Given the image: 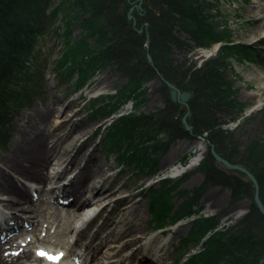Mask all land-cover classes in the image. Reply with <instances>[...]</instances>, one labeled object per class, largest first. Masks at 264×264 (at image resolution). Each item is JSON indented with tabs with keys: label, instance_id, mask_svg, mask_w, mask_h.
<instances>
[{
	"label": "rangeland",
	"instance_id": "374dc122",
	"mask_svg": "<svg viewBox=\"0 0 264 264\" xmlns=\"http://www.w3.org/2000/svg\"><path fill=\"white\" fill-rule=\"evenodd\" d=\"M66 1L68 3V7H65L66 14L61 12L56 19L51 20V18H48L46 20L48 27L40 35L39 42L33 49L29 62L25 64L24 69L19 73L15 85L11 86L13 96L3 111L5 119V121H1L3 126L0 123L2 127L0 128V134L3 133L0 140V156L7 153L14 137L17 136V130L23 128V126L18 125L19 122L26 119L27 122H31L39 110L46 109L52 104L54 106L64 105L66 99H74L76 101L74 107L78 108L79 111L73 120H80L84 124L80 128L69 132L73 125L71 121L69 124L56 127L54 131H51L50 137L52 140L51 145L59 137H61L62 145L65 143L69 145L67 154H65L66 159H69L74 154L77 146L82 144L80 151L83 150V152L77 159L72 161L66 173L71 170L74 174V170H78L76 175L79 177L78 180L81 181L89 169L92 168V165L101 163L105 168L106 176H108L105 184L112 181V186H116L115 190L108 193L107 197L110 196L115 199L130 195L128 200L140 204L143 209V216L140 217L129 216V214L123 215L124 213L121 210H118L119 212L114 216L115 222L123 219L124 226L131 229L132 232L128 231L126 234L119 236V229L112 231L110 237L115 239L112 247L116 246L119 249L124 242L133 236L137 234L142 236L139 241L128 243L120 251L112 253L114 258L121 255H130L133 249L140 246L142 242L148 241L146 247L141 246L139 252H136L133 258H129L127 263L144 264L140 259L142 255H146L147 259L156 263L159 258V248L156 245L159 241L170 240L167 243L166 259L164 263L158 261V264H190L189 256L191 253L195 254L201 251L202 235H208L206 232L213 228L215 231H212L216 232V235L209 248L212 249V255L219 257L210 256V258L216 259V264H249L250 262L264 264V249L252 253L249 251L250 246L248 247V244H251L249 239H252V236L254 240L258 241V234L241 238L240 236L244 234L242 232L244 228H238L240 231L236 230L238 223L250 212L253 202L255 203L254 196L253 200L243 195L233 199L231 191L226 185L206 183L203 173L198 168L210 151V142L207 139L201 138L206 145L204 148L206 152L202 160L197 165L188 168L187 163L193 156L189 150L193 149L200 137H171L167 133L157 131L133 133V136H129V140H132L134 144H143L141 149L135 148V150H138L136 155L142 161L145 160L147 164L153 165L152 169H156L154 173L149 172L148 168L141 172L138 164L129 160L130 163L126 161L124 165H120L125 159L127 160L128 153H125L124 156L121 155L125 146H127L126 144L122 145V150H119V152L116 147L114 150H109L107 146L102 147V143L107 139V132L111 127V123L114 121L112 118L115 116V114H102V112L108 109L109 104L118 103L117 95L119 91L126 90L124 94L127 92L136 96L134 102L126 103L125 101L121 105L128 107V110L131 111L129 115H148L165 106L160 92L163 80L161 77H153L136 89L128 85L127 79L121 75L112 62L101 60L99 57L102 54L103 45L99 41L100 38L98 37L100 36L97 35L95 28L88 25L86 10L79 7L82 6V0ZM198 1L203 16L201 26L205 30V35H199L198 32V37H203L200 41L206 42L207 45H198L189 33L177 30V36L183 43L181 45L173 44L174 61L182 66L199 68L205 62L213 60V66L221 68L219 71L220 85H215V87H212V91L208 92L213 93L212 95L216 98L213 101L218 103L211 111L231 131L226 140L222 142V149L229 150V152H225L227 155L229 154L238 159L244 157L247 161L249 154L251 155L247 148L256 147L259 152H257L254 162V170L256 175L258 174L261 178V188L264 191V127L260 126L264 122V95L256 97V94H254L256 91L254 77L263 74L264 42L257 43V35L252 38H245L252 27V17L246 13L251 0ZM59 2L61 3L62 0H53L50 8L55 7ZM134 4L135 2H132L130 7V9L132 8L131 14L136 9ZM250 39L252 40L250 41ZM222 41H231L232 45L219 48V42ZM203 51H206L207 55L203 56ZM72 55H77L84 62L91 61L93 58L101 68L93 75L88 76L86 74V76L80 77V83L78 84L76 76L68 75L67 70H59L65 64L75 71L72 65ZM55 72L57 73L55 74ZM100 79L103 81L102 85L106 86L105 94L99 98L96 97L97 95L87 96V90L99 82ZM179 91L181 93L189 92L188 99L183 101L177 96L175 102L171 101L178 105L182 120L185 118L188 124V119L191 116L189 103L192 94L185 89H179ZM218 92L221 96H217ZM107 94L112 98H107ZM259 99L260 102L249 110ZM54 100H56L55 103ZM91 108H94L93 111H91ZM66 113L69 114L68 109L62 111L60 117L65 116ZM236 115H239V118L235 121L232 120V117ZM84 128H87L85 134L78 135ZM152 137L155 139L154 142L150 139ZM83 140L87 142L84 144ZM116 142L119 141L116 139ZM119 145V143H116V146ZM212 147L215 150L214 145ZM91 149L92 155L88 156ZM61 150L60 147L57 148L56 154ZM56 154L54 159L57 157ZM180 163L186 166L180 176L171 177L167 183L158 181L157 176H170V169ZM52 164L54 163L52 162ZM215 165L227 172H241L243 175L238 176L241 181H251L244 172L231 169L216 159ZM52 166L50 165L48 169ZM92 176V174H88L87 180L89 181ZM254 178L258 185L259 199L263 203L261 194L264 197V192L260 194V183L255 176ZM33 183L36 185L35 182ZM251 183L253 184L252 181ZM253 187L255 192L254 184ZM243 189L244 186L239 191H243ZM156 195L159 197V201L155 204L158 209H162L163 206L170 208L168 214H163L159 218H154L150 211L149 201H153L152 198ZM208 198L216 200L217 204L209 208ZM54 203L52 213L57 209L65 215L66 207L60 206L58 202ZM125 203V199H120L113 207L116 210L119 205ZM241 209L242 212H240ZM110 210L111 206H107L100 213L91 216L77 244L85 243L86 238L90 236L92 230L98 228V225H102V229L106 227H109L107 230L113 229V227L110 228L112 222L101 224ZM188 212V218L172 224L171 221L177 215ZM193 214L196 216H192ZM251 220L254 221L251 230L255 233L259 228L257 226L258 220L255 216L254 218L251 217ZM48 221L47 214H44L40 221L35 219L32 226H37V232L26 231L23 236H19V239L23 237L32 238L33 243L26 245V248L34 250L42 242V239L48 236V246L54 249H62L66 252V255H69V246L76 236V228L67 238L63 239L66 242L65 244H57L61 241L66 219H62L57 229L56 222L58 220L55 216L51 217V224L47 225ZM73 225L78 226L76 220ZM137 226L141 227L139 231H135ZM234 227H236V236L230 234L233 232ZM57 234L59 238H57ZM260 234H264V232L260 231ZM234 238L243 239V242L239 240L242 247L238 246L237 250L234 247L235 244L231 243ZM147 248L149 249L145 253ZM113 249L110 250L113 251ZM90 254L91 252H88V254L85 252L83 256L89 257ZM205 258L206 256L203 255L201 261H198L197 264H206ZM66 262L70 264L73 261L68 256ZM94 262V259H88V264Z\"/></svg>",
	"mask_w": 264,
	"mask_h": 264
},
{
	"label": "trees",
	"instance_id": "16d2710c",
	"mask_svg": "<svg viewBox=\"0 0 264 264\" xmlns=\"http://www.w3.org/2000/svg\"><path fill=\"white\" fill-rule=\"evenodd\" d=\"M53 0H0V123L5 121L3 111L8 102L12 98L11 86L15 85L19 73L24 69L25 63L29 54L33 51L36 44L39 42L40 35L43 34L48 25L46 20L56 19L59 13H65L67 1L57 4L50 8ZM132 2L139 3L140 7L134 9L132 18H128V12ZM82 6L88 15V25L95 28L97 35L100 36V42L103 45L101 60L112 62L121 75L127 79L130 86L139 88L146 80L153 77H161L163 84L160 87V92L164 100L165 106L158 109L155 113L143 116L126 115L118 118L113 122L108 130L107 139L102 143V147L107 146L109 150H114L116 147L118 152L122 150V145L126 144L122 151V156L128 153L127 160L125 159L120 165L127 162H135L142 172L144 169L154 173L156 169H152L153 165L147 164L145 160H141L136 155L141 145L129 140V136L133 133H148L150 131L164 132L171 137H202L207 139L209 145H214L218 155L225 158L230 163H239L244 165L260 183V194L264 191L261 188V178L256 175L254 170L257 152L256 147L247 148L249 154L248 160L242 157L238 159L231 155H227L222 149V142L231 133L228 127L224 126L218 117L214 114L212 108L218 103L213 101L212 87L220 85L219 71L220 67L213 66V60L205 62L199 68L182 66L174 61L172 46L181 45L183 42L177 36V30H183L190 34V37L196 40L198 45H207L206 42L200 41L205 35V30L201 26L202 11L198 0H82ZM66 5V6H65ZM203 21V20H202ZM67 22V21H66ZM141 29V31H138ZM204 30V31H203ZM214 40V39H213ZM219 48L232 45L231 41L219 42ZM147 54H150L151 61H148ZM92 57V56H91ZM72 65L76 68L78 74L69 73L68 75L76 76V82L80 83V77L87 72H95L101 67L96 60L92 58L90 61H81L77 55H72ZM98 59V58H97ZM75 60V61H74ZM100 60V59H98ZM93 62V63H92ZM101 62V61H100ZM70 66L63 65L59 70H68ZM165 81L170 82L181 90L191 92L190 99L191 116L188 119L190 129H186L182 122V116L178 105L171 101L169 95V87ZM126 90L119 91L117 95L118 103L108 105V109L102 114L111 113L119 108L126 100L136 99L135 95L130 93L124 94ZM217 96H221L218 92ZM216 96V97H217ZM107 98H112L108 96ZM94 108H91L93 111ZM238 116V117H237ZM239 115L232 117V120H237ZM3 126V125H2ZM0 128H2L0 126ZM3 133L0 134V140ZM116 139L119 142H116ZM152 142L154 137L150 138ZM147 140V139H146ZM119 143V146H116ZM129 160V161H128ZM129 162V163H130ZM199 170L203 173L204 181L214 185H226L231 191L233 199H237L242 195L253 200L254 187L251 181H241L238 176L243 173L238 171L227 172L216 167L215 158L208 152L207 157L200 163ZM163 183L169 182V179H163ZM244 186L243 191H239ZM264 204V197L261 194ZM150 203V211L154 218H159L163 214H168L170 208L165 206L158 209L155 204L159 201L156 195ZM165 210V212H163ZM188 213L177 215L171 222L174 224L178 219L188 216ZM257 218V228L255 233L251 230L253 222L251 217ZM237 227V228H236ZM234 227L231 235H235L238 228H244L241 238L256 234L258 241L249 239L251 244L250 252L255 253L264 249V215L258 210L255 203L251 205L250 212ZM212 231L213 228H210ZM247 229V230H246ZM254 229V228H253ZM216 232H213L209 237L202 241L201 251L191 254L189 257L191 263L197 264L205 255L206 264H216V259L210 258L212 249L209 248L214 241ZM237 235V234H236ZM235 235V236H236ZM203 236V235H202ZM239 236V235H238ZM202 238V237H201ZM260 239V240H259ZM243 239L231 240L235 244V249L238 246L242 247ZM217 244V243H215ZM218 257V256H215ZM219 258V257H218ZM210 259V260H209ZM249 264H255L250 262Z\"/></svg>",
	"mask_w": 264,
	"mask_h": 264
},
{
	"label": "bare ground",
	"instance_id": "6f19581e",
	"mask_svg": "<svg viewBox=\"0 0 264 264\" xmlns=\"http://www.w3.org/2000/svg\"><path fill=\"white\" fill-rule=\"evenodd\" d=\"M246 13L252 17V27L245 38H252L257 35L256 42H264V0H251ZM251 40L252 39H250V41ZM253 43H255V41H253ZM31 53L25 64L29 62ZM202 55H207L206 51H203ZM74 70L75 71L71 69L70 72L67 70V74H78L77 70ZM99 70L95 72L97 73ZM57 72H55V74ZM86 74L90 76L93 75L94 72H87ZM86 74L81 77L86 76ZM254 78L256 84V91L254 94H256V97H260L264 95V67L263 74L256 75ZM102 83L103 81L100 79L99 82L87 90L86 95H97L96 97L99 98L101 95L105 94L104 90L106 86L102 85ZM55 101L56 100H54V103ZM126 102L134 101L129 99L126 100ZM259 102L260 99L254 103L249 110L254 108ZM75 103L76 101L74 99H66L64 105L54 106L52 104L46 109L39 110L36 112L31 122H27V119L19 122L18 125L23 126V128L17 130V136L14 137L7 153L0 156V264H68L66 263L67 255H63L59 249H52L50 246L46 245L49 242L47 239L48 236L42 239L45 245L37 246L35 251L25 247V245H31L33 243L31 238L18 239V236L26 231V226L31 225L28 229L32 232H37V226H32V224L35 219L40 221L44 214H47L49 218L47 225L51 224L52 216L57 218L58 222H56V229L60 225V222H62V219H66L61 241L58 242V239L57 244H65L66 242L63 239L67 238L76 228V236L72 242V244H74L80 240L91 216L94 213H100L102 210L106 209L107 206H111V210L105 216L101 224L112 222L110 228L113 227V229L107 230L109 227L102 229V225H98V228L92 230L90 236L86 238L84 245L82 244L87 254L91 252L90 256H84L80 261L78 260L71 264H88V259H94L95 262L93 264H128L127 260L133 258L134 254L139 252L140 247H145L148 243V241L142 242L140 246L132 250L130 255L113 257L114 254L112 253L120 251L122 247L128 243L139 241L142 237L141 234H137L124 242L119 249L116 246L112 247V243L115 240L110 237L112 231L119 229V236L126 234L128 231L132 232L131 229L124 226L123 219L115 222L114 216L119 212L118 210L123 211V215L129 214V216L132 215L135 217L143 216L141 205L129 201L128 198L130 195L115 199H112L110 196L107 197L108 193H112L116 186H112V181L109 184H105L108 176H106L105 168L101 163L92 165V168L89 169L88 173L81 181L78 180L79 177L76 175L78 170H74V174L71 170L66 173L72 161L77 159L83 152V150L80 151L82 144L77 146L74 154L69 159L65 158L69 145L66 143L62 145L61 137H59L54 144H50L52 141L50 139L51 131H54L56 127L69 124V122L72 121L73 125L69 130V132H71V130H76L84 124L80 120H73L75 118L74 116L79 111L78 108L74 107ZM66 109H68L69 114L66 113L65 116L60 117V113ZM130 112V110L124 111L123 106L120 105L117 110L110 114H115L112 118L115 121L122 116L130 114ZM260 126L264 127V122L261 123ZM49 127H52L51 130ZM86 130L87 128H84L78 135L85 134ZM201 138L202 137L195 143L193 149L189 150L193 156L187 163L188 168L197 165L206 152L204 150L206 147L203 143L204 138ZM83 142L85 144L87 141L83 140ZM59 147L62 150L56 154V150ZM55 154L57 157L54 159ZM90 155H92V149L88 153V156ZM52 162L54 164H52ZM50 165L53 166L48 169ZM183 168H186V166L180 163L175 166L173 172L176 173V176H180V174L183 173ZM88 174L93 175L89 181L87 180ZM61 177H66L67 179L62 178L64 181H61V179L55 180ZM33 182H35L36 185H33ZM55 189L62 190L61 196L58 197L59 199L57 198L59 195L54 192ZM53 192L55 195H51ZM120 199H125L126 203L119 205L118 209L115 210L113 206L117 204ZM56 201L63 207L65 203L67 204L65 215L57 209L52 213L54 202ZM81 201L82 203H80ZM207 201L209 208L217 204V201L211 198H208ZM240 212H242V209ZM75 220L76 223H78L77 227L73 225ZM14 229L19 230L16 232ZM140 229L141 227L137 226L135 231H139ZM4 233L8 234L5 235ZM57 238H59L58 234ZM168 241L170 242V240ZM168 241H159L156 245L159 248L158 261L161 263H164L166 259ZM45 246H47V249H45ZM111 248H114L113 251L110 250ZM70 256L71 259L74 260V254ZM56 258H59L58 261L55 260ZM140 259L144 264L159 263L158 261L156 263L152 260L150 261L147 259L146 255H142Z\"/></svg>",
	"mask_w": 264,
	"mask_h": 264
},
{
	"label": "water",
	"instance_id": "95a60500",
	"mask_svg": "<svg viewBox=\"0 0 264 264\" xmlns=\"http://www.w3.org/2000/svg\"><path fill=\"white\" fill-rule=\"evenodd\" d=\"M134 7L139 8V7H140V2H139L138 4H134ZM131 10H132V8H131L130 11L128 12V18H129V19H131V18L133 17L132 14H131ZM138 31H141V29H139ZM147 59H148V61H151V56H150V54H147ZM165 83H166L167 86L170 88V96H171V100H172V101L175 102L177 96L180 97L181 100H183V101H186V100L188 99V97H189V95H190L189 92L181 93V92L179 91V89H178L176 86H174L173 84H171L170 82L165 81ZM182 122L184 123L186 129H189V128H190V126L186 123L185 118H183ZM210 151H211V154L214 156V158H215L217 161L221 162L222 164H224L225 166H227V167H229V168H231V169H238V170L244 172L246 175H248V177L251 179V181H252L253 184L255 185L254 201H255L257 207L259 208V210L264 214V205H263V203L261 202V200L259 199V196H258V185H257V182H256V180H255V178H254V175H253L250 171H248L245 167H243L242 165H240V164H233V163H230V162L227 161L225 158H223V157H221L220 155H218V154L215 152V150H214V148L212 147V145H211V147H210Z\"/></svg>",
	"mask_w": 264,
	"mask_h": 264
},
{
	"label": "built area",
	"instance_id": "2783aa9c",
	"mask_svg": "<svg viewBox=\"0 0 264 264\" xmlns=\"http://www.w3.org/2000/svg\"><path fill=\"white\" fill-rule=\"evenodd\" d=\"M127 103H128V102H127ZM130 104H131V103H130ZM124 106H125V105H124ZM124 106H123L124 111H128V107H126V106L124 107ZM174 168H175V167H174ZM174 168H173V169H174Z\"/></svg>",
	"mask_w": 264,
	"mask_h": 264
}]
</instances>
